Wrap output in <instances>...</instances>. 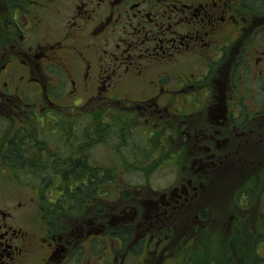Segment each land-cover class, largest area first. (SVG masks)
<instances>
[{"label":"flooded vegetation","instance_id":"1","mask_svg":"<svg viewBox=\"0 0 264 264\" xmlns=\"http://www.w3.org/2000/svg\"><path fill=\"white\" fill-rule=\"evenodd\" d=\"M14 1L0 7L3 162L66 158L80 178L33 198V223L21 201L0 207V264H264V0ZM100 115L119 131L99 132ZM108 136H145L150 157L99 162ZM133 169L143 182L115 176Z\"/></svg>","mask_w":264,"mask_h":264},{"label":"rangeland","instance_id":"2","mask_svg":"<svg viewBox=\"0 0 264 264\" xmlns=\"http://www.w3.org/2000/svg\"><path fill=\"white\" fill-rule=\"evenodd\" d=\"M3 1L5 0H0V7L3 6ZM12 1L13 2L10 3L9 5L13 6V4H15V1L14 0ZM7 126H9L10 128L14 127L11 119L6 120L0 125V127L2 128H6ZM109 126H110V130L109 129L106 130L107 133L111 131L114 132L119 131L118 128L114 129L110 124ZM38 128L40 129L41 132L42 130L43 131L46 130L43 132V136L46 138L49 137L56 138L62 135L61 129L60 128L56 129L51 124L48 125L46 123L44 124V127H42L39 124ZM147 139L148 138L145 136L128 139L126 143L127 145L121 146V148H119L120 147L119 138L117 137L112 136L109 138L108 136V140H103V141L97 139L95 142L94 156H97L96 160H98L99 162H104L106 164H111V163L121 164L126 159V153L128 155H131V153L134 150V152H137V156L139 157L140 155V157L132 160L138 162L140 166H143L144 160L150 157L149 151L152 149L151 144L147 141ZM56 143H61V141L51 142L49 146H51L52 150L56 149V145H57ZM142 150L143 152L140 153ZM5 156L6 153L0 151V207L9 208L12 207V205L18 201L23 202L25 205V210L20 215L31 214L32 223H33L32 202H34V199L36 204H38L40 201L44 204L46 202L56 200V197L59 196L60 193L56 192L55 187L52 186L53 184L55 185L59 183L63 184L64 182H68L70 180H75L77 178L78 179L80 178V175L73 171L74 167L71 164L70 160H67L66 158H62V160L52 159L47 164L48 168L46 167L44 171L40 170L39 172H37L39 167H42V161L37 157L33 158V160L31 159L26 165H23L22 167H18L15 166L13 163H10V165L4 163L3 160L6 158ZM127 159H129L128 156ZM153 160L154 159L149 160L148 162L145 163V165ZM61 164H63L61 167L63 169H66V171L63 173L64 174L63 177H56L53 175V172ZM146 169L148 171L147 174L148 177L149 175H151L149 174L150 168H146ZM122 170L121 172H118V174H115V176L119 178L125 175L121 179L122 181L129 182L132 185L133 183H138L140 180L143 182V177H144L143 171L139 169H133V171L130 170L131 172L129 174L127 173L125 174V172H122ZM166 175H163V177ZM156 176L157 173H153L151 175V177L153 178H156ZM57 178H59V181H57ZM159 182L163 184L168 183V181L166 180ZM157 183L158 182H156L155 184ZM116 184L117 186L120 185L118 182H116ZM52 189H54V192L51 195L50 190ZM35 191L38 192V195L36 196H35Z\"/></svg>","mask_w":264,"mask_h":264},{"label":"trees","instance_id":"3","mask_svg":"<svg viewBox=\"0 0 264 264\" xmlns=\"http://www.w3.org/2000/svg\"><path fill=\"white\" fill-rule=\"evenodd\" d=\"M102 116H103V115H100V116L96 119V121H95V126H96V125L98 126V131H99V132H101V131H106V129H104L103 126H102V121H101ZM31 137H33V136H31ZM12 144H13L14 147H16V150H15V151H17V153H20V152L22 151V150L20 149L21 144H19V143H17V142H12ZM145 171H147V169H146ZM147 173H148V171H147Z\"/></svg>","mask_w":264,"mask_h":264}]
</instances>
